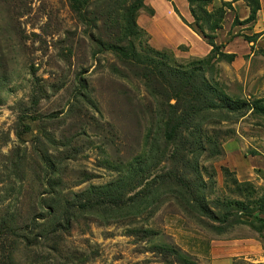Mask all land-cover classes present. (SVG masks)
Here are the masks:
<instances>
[{
    "label": "rangeland",
    "instance_id": "obj_1",
    "mask_svg": "<svg viewBox=\"0 0 264 264\" xmlns=\"http://www.w3.org/2000/svg\"><path fill=\"white\" fill-rule=\"evenodd\" d=\"M105 3L86 0L76 15L70 0H0V264H212L222 242H261L255 218L264 219V115L208 112L198 142L185 132L165 141L159 85L144 79L142 65L101 44L127 39ZM161 4L151 3L153 16L145 4L137 11L136 24L142 28L143 20L150 32L142 28L136 49L157 58L151 46L171 65L200 59L205 42ZM183 4L175 0L185 12ZM246 25H232L226 15L214 40L238 35L235 57L214 61L204 75L231 98L264 102V43L255 37L249 50L240 36L248 35ZM150 35L165 48L154 47ZM138 164L137 185L122 182V193L100 197L92 208L86 193L79 204L65 203L90 185L129 178V165ZM173 166L199 186L215 215L232 209L225 222L205 217L181 188L159 181ZM136 193L141 198L131 200ZM233 200L250 216L233 210Z\"/></svg>",
    "mask_w": 264,
    "mask_h": 264
},
{
    "label": "trees",
    "instance_id": "obj_2",
    "mask_svg": "<svg viewBox=\"0 0 264 264\" xmlns=\"http://www.w3.org/2000/svg\"><path fill=\"white\" fill-rule=\"evenodd\" d=\"M144 0H106L108 11L113 17L120 32L125 39V44L117 42L103 43L104 49L117 55L119 58L135 62L143 66L147 72L144 74V79L151 80L152 83L159 85L160 95L165 101L166 114L162 119L163 132L162 136L165 141L173 142L183 137L182 133L195 141H199L200 125L203 121H207L208 112L224 110L225 112L240 113L246 110H251L264 115V102L259 99L244 100L240 98H231L224 93L222 86L213 79H207L204 75L206 69L211 70L213 62L224 58L231 61L234 57L232 53L222 51L223 43L215 42L214 31L221 27L222 19L227 11L232 10L231 0L223 1L216 0L217 5H213V0H186L188 11L192 21L187 23V26L198 36H200L209 46V51L200 59L191 61L185 65H171L169 58L164 52H160L149 46V50L157 57L153 58L148 54L141 53L136 49L133 41L138 36L144 33L135 21L136 13L140 8L144 7ZM248 7V15L243 20H238L236 16L232 18V25L251 24L256 12L259 8L258 0H243ZM86 0H70V7L76 13L79 12L82 3ZM207 5H211L210 10ZM150 13L152 10H149ZM204 30H207L206 33ZM247 42L254 41L255 34L241 35ZM250 50L253 49V44L249 45ZM264 54V48L259 50ZM172 98L173 103H168ZM162 118V117H161ZM128 177L120 176L113 181L101 185H90L85 191L79 194L72 195L71 200H65L68 205H73L74 202L80 203L78 199L81 194L89 195L87 201L91 203V208L96 205L100 197L120 194V185L122 182L136 184L142 178V170L140 165H129L127 171ZM264 178V174H263ZM160 182L171 183L181 188L189 200L193 203L196 209L205 217L218 221L225 222L232 214V209L225 210L220 216L215 215L205 203L202 195L198 192L199 186L183 175L174 166L164 171L158 176ZM128 180V181H127ZM139 193L134 194L135 198L140 199ZM91 196H95L91 198ZM260 200V209L262 210L263 203ZM118 200V199H117ZM233 210L246 212V216H250L249 209L244 207L238 200L231 202ZM230 205V206H232ZM241 206V207H240ZM240 212V213H241ZM258 222L256 230L264 229V219L255 218ZM12 259L11 256H9Z\"/></svg>",
    "mask_w": 264,
    "mask_h": 264
},
{
    "label": "crops",
    "instance_id": "obj_3",
    "mask_svg": "<svg viewBox=\"0 0 264 264\" xmlns=\"http://www.w3.org/2000/svg\"><path fill=\"white\" fill-rule=\"evenodd\" d=\"M153 1H155L159 4L162 3L161 5L166 9L167 14L171 18H173L181 27H183V29H185L187 32H189L196 41H199V42L204 41L200 36H198L196 33H194L187 25L182 23L180 18H179V15L184 17L185 19L190 16L186 0H185V5L183 4V6L185 8V12L178 10V8L175 5V0H144L143 3L145 5H147L148 7H150V9L152 10L151 16H153L154 12H155L154 8L151 6V3ZM223 1H230V0H223ZM258 2H259V8L256 12L254 21L251 24H247V25L244 24V25H246L245 27H247V29H248L247 30L248 35L255 34L256 35L255 37L257 38V44L259 42L261 44V40L264 43V0H258ZM231 6H232V10L227 11L225 13L222 21L225 19L226 15L229 13H231V20H232L233 16H236V18L238 20H243L244 18L247 17L248 7L246 6V4L244 3L243 0H231ZM178 13H179V15H178ZM141 24H142L141 27L143 29H145L147 32H150L146 28V26L144 25L143 20H142ZM221 25H222V22H221ZM214 35H215V33H214ZM232 35L233 36H229L226 41L222 42L223 43L222 48L224 49V50L222 49V51H224L225 53L234 54L233 50L231 49V43L233 41H235V39H237L238 35H236V34H232ZM150 42L152 43V45L154 47H157V48L163 47V46H161V47L156 46L151 39V35H150ZM168 42H170V41H168ZM178 42L171 43V46L168 45L166 47H172L174 44H176ZM255 43L254 44L249 43V45L253 44V46L256 47ZM205 44H206V46H205L204 53H202L199 56H195V57H202L209 51L210 46L206 42H205ZM187 46L189 48V45H187ZM163 48H165V47H163ZM262 48H264V46H262ZM249 50H250V48H249ZM234 57H235V54H234ZM220 249H221L220 254L219 255L214 254V256H213L214 257L213 258L214 264H234V263H236V261L239 258L244 260V262L240 261V264H264V239H262L261 242L251 241L249 239H241V240L236 239V240H231L229 242L226 241V242H222ZM218 256H223V257L217 258ZM213 262H212V264H213Z\"/></svg>",
    "mask_w": 264,
    "mask_h": 264
}]
</instances>
